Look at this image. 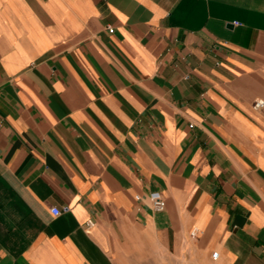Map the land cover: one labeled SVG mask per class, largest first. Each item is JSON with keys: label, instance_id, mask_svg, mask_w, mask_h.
I'll return each mask as SVG.
<instances>
[{"label": "crops", "instance_id": "0c3cea01", "mask_svg": "<svg viewBox=\"0 0 264 264\" xmlns=\"http://www.w3.org/2000/svg\"><path fill=\"white\" fill-rule=\"evenodd\" d=\"M256 99L264 0H0V264H264Z\"/></svg>", "mask_w": 264, "mask_h": 264}, {"label": "built area", "instance_id": "2783aa9c", "mask_svg": "<svg viewBox=\"0 0 264 264\" xmlns=\"http://www.w3.org/2000/svg\"><path fill=\"white\" fill-rule=\"evenodd\" d=\"M109 29L113 30L112 27H109ZM253 106H254V108H257V109L264 107V99H256L253 103ZM136 198L140 199V196L138 195V196H136ZM151 200H152L151 201L152 206L157 210H163L166 206V201L164 199H162L159 195H153L151 197ZM51 211L54 215H58L61 213L62 210L60 208L53 207L51 209ZM218 256H219V251H214L213 257L218 258Z\"/></svg>", "mask_w": 264, "mask_h": 264}]
</instances>
